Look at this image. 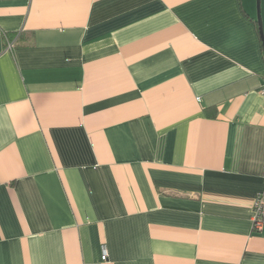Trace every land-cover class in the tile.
<instances>
[{
	"label": "crops",
	"instance_id": "obj_1",
	"mask_svg": "<svg viewBox=\"0 0 264 264\" xmlns=\"http://www.w3.org/2000/svg\"><path fill=\"white\" fill-rule=\"evenodd\" d=\"M263 86L257 0H0V264H264Z\"/></svg>",
	"mask_w": 264,
	"mask_h": 264
},
{
	"label": "built area",
	"instance_id": "obj_2",
	"mask_svg": "<svg viewBox=\"0 0 264 264\" xmlns=\"http://www.w3.org/2000/svg\"><path fill=\"white\" fill-rule=\"evenodd\" d=\"M14 47L12 42L8 43V49H12ZM261 93L264 95V86L261 90ZM263 190L258 193L252 203V229L253 232L260 233L264 231V169H263ZM103 261L108 259V253L106 248H103Z\"/></svg>",
	"mask_w": 264,
	"mask_h": 264
},
{
	"label": "water",
	"instance_id": "obj_3",
	"mask_svg": "<svg viewBox=\"0 0 264 264\" xmlns=\"http://www.w3.org/2000/svg\"><path fill=\"white\" fill-rule=\"evenodd\" d=\"M260 2H261V0H258V24H259V28H260V36H261V39H262L263 45H264V30H263L262 17L260 14Z\"/></svg>",
	"mask_w": 264,
	"mask_h": 264
},
{
	"label": "rangeland",
	"instance_id": "obj_4",
	"mask_svg": "<svg viewBox=\"0 0 264 264\" xmlns=\"http://www.w3.org/2000/svg\"><path fill=\"white\" fill-rule=\"evenodd\" d=\"M257 5H258V0H257ZM261 12H260V14H261V17H262V21H263V15H262V2H261Z\"/></svg>",
	"mask_w": 264,
	"mask_h": 264
}]
</instances>
